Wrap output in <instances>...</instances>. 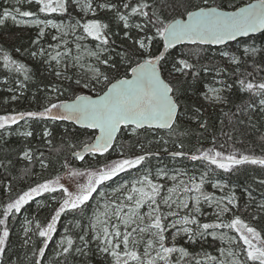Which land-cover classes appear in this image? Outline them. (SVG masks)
I'll list each match as a JSON object with an SVG mask.
<instances>
[{
    "label": "snow or ice",
    "instance_id": "1",
    "mask_svg": "<svg viewBox=\"0 0 264 264\" xmlns=\"http://www.w3.org/2000/svg\"><path fill=\"white\" fill-rule=\"evenodd\" d=\"M23 3L34 6L35 10L5 8L0 13V25L11 19L13 23L35 27L37 33L33 45L40 44L46 29H54L56 34L51 39L55 43L48 44L47 48L40 46L31 51L30 56H39L42 64L47 66L45 71L52 73L58 83L50 88L46 86V102L41 109L0 115V131L11 135L12 125H19L21 121L25 125L29 120L61 122L85 130L91 139L82 144L80 151L72 152L76 161L85 163L83 170L71 167L67 160L62 165L69 176L84 178L75 190H69L57 175L43 182L34 181L3 204L0 208V258L7 252L10 221L37 197L48 194L53 205L50 219L43 225L36 222L35 228L25 226L23 229L27 237L25 246L32 239L30 232L39 239L38 243L32 242V256L29 257L32 264H43L49 242L57 233V223L69 213H78L81 217L76 224L80 229V243L77 245L70 235L62 236L55 247L57 264H68L69 256L87 257L93 251V245L109 264H264V230L258 231L236 214L235 195L217 198L204 191L209 173L217 169L232 173L244 165L264 169V155L236 149L225 154L215 150L213 137V147L206 150L197 148L193 153H169L173 157L206 162L209 167L199 177V182L195 176H188L180 169L170 174L166 169L158 168L155 181L167 177L172 181L168 187L167 181L155 182L153 173L146 166L151 157L160 156V151H150L152 140L145 143L141 139L149 133L154 137L161 134L156 143L162 140L167 145L170 139L175 143L179 137L188 134L186 130L178 131L181 128H191L195 124L196 128L208 131V121L200 115L203 105L199 101L194 105L182 103L188 98L189 89L202 91L201 73L214 72L215 84L220 85L208 86L203 95L205 101L226 105L229 101L224 93L236 90L238 86L240 93L248 94L249 102L237 111L258 110L264 114V78L257 80L253 72L245 75L240 68L248 65L254 71H264L260 67L264 65V45L256 47L254 43H248V40L255 41L257 33L264 37V0L243 6L229 4L232 10H222L223 5L208 6V0H204L203 6L193 4L192 0H16L18 5ZM98 13H111L118 26L122 25L123 50L117 52L113 47L115 33L109 24L101 22ZM54 14L68 17L69 22H54L49 18ZM89 14L91 18L85 19ZM133 29L136 36L129 35ZM128 40L132 43L127 44ZM84 41L95 42L94 47L89 48ZM233 43L242 44V51L233 49ZM212 47L221 63H201L204 59L201 53L211 51ZM112 53L118 59H114ZM86 57L94 63L85 64ZM3 61L4 68L23 76V81H18L16 89L10 91L23 90L24 82L33 78L32 69L6 53ZM231 66L235 67L229 73L227 69ZM73 69L86 71L73 72ZM222 73L235 79L225 83L220 78ZM69 90L72 95L60 99ZM11 99L16 100L17 96L13 95ZM236 115L224 113L229 123ZM185 116L189 122L185 121ZM221 131L229 140L233 138L230 133ZM124 133L130 140L135 138V142L121 144ZM18 135L27 138L33 133L23 130ZM51 136L52 132L45 127L43 138L49 146ZM177 147L183 149L184 145L178 143ZM261 150L264 151V144ZM162 151L168 153L167 147ZM113 154L115 158H112ZM86 157L96 158L95 166ZM19 158L31 164L34 157L30 150H24ZM10 164V160L7 164L0 161V167L7 168ZM40 164L42 168L48 167L43 160ZM213 165L215 168L211 167ZM132 170L137 175H131ZM122 174L129 178L117 182ZM259 184L264 185V179L259 180ZM212 187L223 190L227 185L212 183ZM4 191L8 193L11 188L6 187ZM56 193H59L58 197ZM248 195L254 200L251 193ZM93 200L96 205L88 215ZM204 203L212 209V222L200 220L204 215ZM256 207L264 212V203H258ZM32 223V220L25 221L26 225ZM209 236L229 247H219V256L208 252L194 255L178 240L190 244ZM237 240L243 247L234 250L231 245ZM141 246L142 252L138 251ZM61 257L65 259L61 260Z\"/></svg>",
    "mask_w": 264,
    "mask_h": 264
},
{
    "label": "trees",
    "instance_id": "2",
    "mask_svg": "<svg viewBox=\"0 0 264 264\" xmlns=\"http://www.w3.org/2000/svg\"><path fill=\"white\" fill-rule=\"evenodd\" d=\"M248 1L252 0H208V6L223 5V9H229V4L240 6ZM11 2L12 0H0V13L5 8L12 10L14 6L20 7L21 10H35L34 6H30L27 3L12 5ZM192 3L203 6L204 0H192ZM97 16L101 22L109 24L112 32L115 33L112 39L115 40L113 47L116 48V51L123 50L124 45L121 41L125 38L122 25L118 26L117 21L112 17L111 13H98ZM49 18L62 20L68 17L61 18L54 14ZM88 18H91V14H89V17H85V19ZM135 19L137 21L139 20V18ZM36 33L37 29L35 27L19 26L10 19L4 25H0V115H10L21 111L27 112L41 109L42 105L46 102V86L50 88L53 84L58 83L52 73L45 71L47 66L42 64L39 56L36 58L30 56L31 51L38 50L40 46L45 47L50 40V36L46 32V36L40 41V44L33 45L32 41L36 39ZM129 35L136 36L137 33L133 29ZM86 43L89 45V48H93L95 42L86 41ZM131 43L132 40L127 41V44ZM248 43H254L256 47H261L264 45V37L259 33L256 35L255 41L248 40ZM232 48H239L242 51L243 45L233 43ZM18 49L19 51H17ZM5 53L32 69L33 78L30 81L24 82L26 86L23 90L10 91V89H16L18 81H23V76L15 71L10 72L4 68L3 56ZM112 55L114 59H118L115 53H112ZM201 56L204 57L201 63L209 65L221 63V58L216 54L215 47H212L211 51L201 53ZM257 59L259 60L260 58L257 57ZM193 62H195V58ZM250 63L251 61H249ZM169 67H171L170 64ZM234 67H229L227 71L230 73ZM260 67L264 68V65H260ZM240 68L245 75L247 72H253L257 80L264 78V71H254L253 67L248 65H241ZM72 71L75 72L77 70L73 69ZM220 78L225 83H232L235 79V77L231 75L225 76L223 73ZM215 79L214 72L201 73L200 87L202 91L197 92L194 89H189L186 94L188 98L182 100V103L186 105H194L197 101L203 105L200 115L204 120L208 121L209 127L207 132L196 128L195 124H193L191 128L179 129L178 131L186 130L188 134L179 137L175 143L170 139L167 145H164L162 140L160 143H156V139L161 134H157L154 137L149 133L148 137H141L145 143L148 140H152L149 148L150 151H160L161 153L159 157H151L147 163L146 166L151 172L164 167L180 168L188 176H195L197 182H199V177L209 167L206 162L191 161L186 157H173L169 153L175 151L193 153L197 148L206 150L207 148L213 147V137H215V150L225 154L236 149L240 151L247 150L248 154L254 153L257 156L264 155V151L261 150L262 144H264V114L259 113L258 110L255 112L249 110L246 113H239L237 111L238 107H243L249 102L248 94L240 93L238 86L236 90H228L224 93L229 101L226 105H213L205 101L203 95L204 92L208 91V86H220L215 84ZM13 95L17 96L16 100L11 99ZM71 95L72 92L69 90L60 99H68ZM225 112H228L230 115L232 113L237 114L233 117L231 123L224 116ZM184 119L186 122H189L187 116ZM222 120L224 121L223 124H221ZM240 121H243V123ZM45 127L52 132V136L48 138V140L52 141L51 146L43 138V130ZM222 129L224 133H230L233 138L229 140L222 133ZM23 130L31 131L33 136L27 138L19 136L18 132ZM9 131L11 135H5L4 131H0V161H3L5 164L9 160L11 161V164L7 168L0 167V208H2L5 202L15 198L22 190H26L27 186L33 185L34 181L43 182L46 179H54L57 175L62 176L65 174L66 170L62 167L65 160L69 162L71 167L81 170L86 167L83 161H76L72 156L73 151L81 150L84 142H90L91 138L85 134V130L72 128L66 123L61 122L54 124L52 122L29 120L27 125H25L24 121H21L19 125H12ZM164 138L167 137L165 136ZM120 142L121 144L134 143L135 138L130 140L128 134L124 133L121 135ZM178 143H183V149L177 147ZM221 144L224 145L223 148L220 147ZM70 145H75V147H70ZM164 147H167L168 153L162 151ZM24 150H30L33 153L34 158L31 164L19 158L22 156ZM41 153H43L42 156ZM112 158H115V154H113ZM40 160L48 164V167L42 168ZM86 160H91L95 166L96 158L86 157ZM211 167L215 168L214 165ZM25 172H28V174L25 175ZM131 175L135 176L137 172L132 170ZM22 176L23 179H21ZM128 178V176L122 174L117 182ZM261 179H264V169H260L258 166H240L238 171L232 173H224L222 170L217 169L209 173L207 182L204 185V191L212 194L214 197L217 195H235L238 205V209L234 210L236 214L246 223L256 227L260 231L264 230V212L259 210L256 205L258 203H264V185L259 184V180ZM212 183L224 184L227 187L223 190L213 188ZM6 187H10L11 191L5 193L4 189ZM249 193L254 197V200L249 199ZM55 195L58 197L59 193ZM92 208L93 201H91V208L88 210V215L91 213ZM52 210V201L49 195L45 194L44 196L37 197L29 205H26L22 209V212L16 215L15 220L10 221V238L7 245V252L5 256L0 258V264H32V261L29 259L32 256V242L38 243L39 239L29 233L32 239L28 246L24 245V240L27 237L23 235V220L31 219L34 224L40 222L43 225L50 219ZM210 211L211 208L207 207L206 203L202 204V212H207V215L200 217L201 222H212L214 220V216ZM253 216L256 218L253 219ZM78 221H81L78 213H69L66 216H62L61 220L57 223V233L54 234L53 240L49 242V248L46 250V257L43 264H57L55 254L56 243L65 234L72 236L76 240V244L79 245L78 233H80V229L76 227ZM82 222L86 223V221ZM231 234L235 235V233ZM178 240L181 246L187 247L194 255L208 252L212 255L219 256L217 249L222 246L218 240L213 241L211 236L205 240H199L197 243L190 244H185L184 240L180 238ZM242 247V244L237 240L235 248L239 249ZM92 248L93 251L87 257L79 255L75 257L69 256L67 258L68 264H109L103 254L95 251V245ZM141 249L142 247L138 251H141ZM60 259L63 260L65 258L61 257Z\"/></svg>",
    "mask_w": 264,
    "mask_h": 264
},
{
    "label": "rangeland",
    "instance_id": "3",
    "mask_svg": "<svg viewBox=\"0 0 264 264\" xmlns=\"http://www.w3.org/2000/svg\"><path fill=\"white\" fill-rule=\"evenodd\" d=\"M11 4L12 5H16V0H12V2H11ZM15 7V6H14ZM26 19V18H25ZM50 19H53V18H50ZM11 20V19H10ZM54 20V22H56V23H68L69 22V19L68 18H65V19H62V20H55V19H53ZM74 22V21H73ZM19 26H28V25H26V24H18ZM28 27H31V26H28ZM46 32L49 34V36H50V40H49V42H48V44H50V43H52V44H54L55 42L54 41H52V39H51V36L52 35H54V34H56L55 33V30L54 29H46ZM84 43H86V41H84ZM48 44H46V46L44 47V48H47L48 47ZM87 44V43H86ZM88 47H89V45H88ZM84 63L85 64H89V63H94V61L93 60H91L90 58H85V60H84ZM77 70V69H76ZM77 71H81V72H84V71H86V69H79V70H77ZM164 169H166L170 174H174V170H176V169H180V168H171V167H169V168H165L164 167ZM156 170L157 169H155V170H153L152 171V173H153V179H154V181H155V172H156ZM181 170V169H180ZM61 177V183L62 184H64L66 187H68L69 188V190H75V188H76V186H77V183H83L84 182V178H82V177H71V176H69L68 174H67V172L65 173V174H63L62 176H60ZM183 179H187V177H182ZM165 181H167V185L166 186H168V187H170L171 185H172V181H170V180H167V177H165L164 178V180H161V181H155V182H158V183H164ZM220 190V189H219ZM106 191H108V189H106ZM215 197H217V198H219V197H221V195L219 196V195H217V196H215ZM191 203V202H190ZM95 205H96V201L95 200H93V208L95 207ZM208 207V206H207ZM92 208V209H93ZM147 209H144V211H146ZM91 213H92V210H91ZM91 213L89 214V215H91ZM210 213L212 214V209H211V211H210ZM207 215V212H205L204 213V215L203 216H206ZM26 220H29V219H24L23 220V223H22V229H24V227L25 226H27V227H30V228H35V224L34 223H32L31 225H26L25 224V221ZM31 220V219H30ZM30 234H32L31 232H30ZM23 235H24V231H23ZM231 235H233V234H231ZM233 236H235V235H233ZM235 245L236 244H233V245H231V247L234 249V250H238V249H236L235 248ZM223 247H225V248H227V247H229V245H222ZM142 247V246H141ZM141 251H143V247H142V249H141ZM241 259H243V256H242V254H241Z\"/></svg>",
    "mask_w": 264,
    "mask_h": 264
},
{
    "label": "water",
    "instance_id": "4",
    "mask_svg": "<svg viewBox=\"0 0 264 264\" xmlns=\"http://www.w3.org/2000/svg\"><path fill=\"white\" fill-rule=\"evenodd\" d=\"M254 2H256V0L248 1V2H246V3H244V4L240 5V6L246 5L247 3H254ZM222 10H232V9H223V8H222ZM257 34H259V33H257ZM257 34H256V35H257ZM241 39H242V38H241Z\"/></svg>",
    "mask_w": 264,
    "mask_h": 264
}]
</instances>
